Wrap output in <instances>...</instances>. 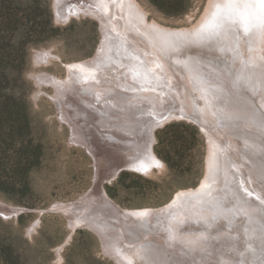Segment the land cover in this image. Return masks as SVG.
Here are the masks:
<instances>
[{
  "label": "bare ground",
  "instance_id": "1",
  "mask_svg": "<svg viewBox=\"0 0 264 264\" xmlns=\"http://www.w3.org/2000/svg\"><path fill=\"white\" fill-rule=\"evenodd\" d=\"M247 2L210 0L198 24L174 29L148 22L136 0H54L58 19L93 18L111 40L102 42L90 59L66 65V81L48 73L33 77L39 86L50 85L60 93L55 99L62 119L70 124L73 137L81 129L87 135L75 142L92 155L100 177L93 191L53 209L70 213L72 231L82 224L93 230L119 264H169L167 254L179 251L174 264H235L234 253L244 244L245 254L252 245L251 253L258 258L247 264H264V133L257 127L248 131L235 122L229 125L193 86L194 80L205 79L204 73L211 75L212 87L247 91L251 101L239 93L242 106L238 96H230L240 105H235L236 111L249 108L251 117L264 119V35L255 26L244 32L241 13L249 14L253 25L258 23L252 10L244 8ZM55 58L44 50L34 59ZM156 73L172 77L176 93L171 94L181 95L187 102L184 109L176 103L168 106L164 96L152 97ZM188 103L201 116L189 110ZM227 107L224 103L222 109L229 120L234 114L226 112ZM167 114L192 121L207 134L206 178L198 189L182 190L165 208L124 209L105 191L108 183L103 184L121 169L149 174L164 167L153 147L155 128ZM244 115L250 114L246 110ZM229 128L235 134L250 133L251 140L245 135L232 139L235 134ZM18 208L0 201V214L7 219ZM203 246L210 249L207 256ZM191 253L194 256L188 257Z\"/></svg>",
  "mask_w": 264,
  "mask_h": 264
},
{
  "label": "rangeland",
  "instance_id": "2",
  "mask_svg": "<svg viewBox=\"0 0 264 264\" xmlns=\"http://www.w3.org/2000/svg\"><path fill=\"white\" fill-rule=\"evenodd\" d=\"M136 1L147 14L148 22L174 29L198 24L210 2ZM54 4V0H0V37L3 38L0 43V201L32 211L8 219L0 216V264H119L93 230L82 224L72 231L70 213L53 209L57 203H72L89 193L95 176L94 162L86 149L75 142L87 135L81 129L73 137L70 124L62 119L63 113L55 99L60 93L53 86H39L33 77L48 73L66 81L69 78L66 65L90 59L102 42L111 40V35H103L100 23L93 18H74L69 23L58 18L57 21ZM7 16L15 24L2 29L3 24L8 23ZM49 20L54 28L52 32ZM41 33L49 36L42 43ZM35 43L40 45L35 46ZM44 50L57 58L49 62L35 61V54ZM201 68L209 69L204 65ZM203 76L205 79L201 75V81L196 83L194 80L193 86L205 102L213 105L219 118L222 116L229 125L235 122L248 131L257 127L260 130L257 132L264 133L263 118L251 117L249 108L243 113L239 111L244 107H239L238 112L235 109V105H240L231 97L238 96L240 102L243 99H239L241 93L244 99L251 101L247 91L213 88L211 85L215 82L211 75L203 73ZM188 77L192 79L190 75ZM151 80L155 84L152 97L164 96L168 106L176 103L182 109L186 107L187 102L181 95L171 94L176 93L172 77L156 73ZM218 91L222 97L217 95ZM224 103L228 106L226 112L230 111L234 116L238 113L237 117L228 120L222 109ZM188 108L192 110V105ZM246 110L250 115H244ZM193 111L198 116L202 114ZM163 124L155 131L153 151L164 167L149 174L125 171L104 187L109 197L124 209L165 208L182 190L198 189L206 178L209 139L203 128L182 119ZM229 129L233 133L234 129ZM236 134L231 138L244 139L245 135L251 140L248 132L236 130ZM261 156L259 153L258 157ZM261 176L264 179V174ZM242 247L234 253L235 264H242V259L244 264L258 259L251 253V250L255 252V246H248L249 254L244 252L245 244ZM203 248L201 252L207 256L210 249ZM178 253L180 251L167 254L169 264H174L176 259L172 258H178ZM192 254L194 256L191 253L188 257Z\"/></svg>",
  "mask_w": 264,
  "mask_h": 264
},
{
  "label": "snow or ice",
  "instance_id": "3",
  "mask_svg": "<svg viewBox=\"0 0 264 264\" xmlns=\"http://www.w3.org/2000/svg\"><path fill=\"white\" fill-rule=\"evenodd\" d=\"M228 7L231 9L232 5L229 4ZM244 8L251 9V17L258 21L256 25H253L249 18V14L241 13L240 20L244 32L248 33L250 28L255 26L258 27L261 30V34L264 35V0H250V2L244 4ZM217 11H219V6H217ZM213 18L215 19V14H213Z\"/></svg>",
  "mask_w": 264,
  "mask_h": 264
},
{
  "label": "water",
  "instance_id": "4",
  "mask_svg": "<svg viewBox=\"0 0 264 264\" xmlns=\"http://www.w3.org/2000/svg\"><path fill=\"white\" fill-rule=\"evenodd\" d=\"M54 12H55V19L57 20V15H56V11L54 10ZM61 14V13H60ZM58 21V20H57ZM71 20L69 19V20H67L65 23H69ZM57 106H58V108H59V105L57 104ZM170 118H169V114H167V115H165L164 116V118L163 119H161L160 121H158V124H157V127L155 128V131L160 127V126H162V125H164V124H162V123H167L168 122V120H169ZM172 119H174V117L173 118H171L170 120H172ZM181 119V118H180ZM163 120V121H162ZM169 120V121H170ZM185 120V119H184ZM155 131H154V136H155ZM85 148V147H84ZM86 149V148H85ZM86 151L88 152V150L86 149ZM88 154L91 156V158L93 159V162H94V169H95V176H94V180H93V187H92V189L90 190V191H93L94 189H95V187H96V183L97 182H100V177L99 176H97V171H96V168H95V160H94V158L92 157V155L88 152ZM123 171H130V170H127V169H121L119 172H117L116 174H114V177H113V179H111L110 181H106L103 185H105L106 183H108V184H110V183H112V182H114V181H116L118 178H119V176L123 173ZM133 172V171H132ZM134 172H137V171H134ZM139 173V172H138ZM89 191V192H90ZM26 212H32L30 209H20V208H18V211L16 212V213H13V214H11V215H9V217H12V216H19V215H21V214H24V213H26ZM0 216L1 217H3V218H5V216L3 215V214H0Z\"/></svg>",
  "mask_w": 264,
  "mask_h": 264
},
{
  "label": "trees",
  "instance_id": "5",
  "mask_svg": "<svg viewBox=\"0 0 264 264\" xmlns=\"http://www.w3.org/2000/svg\"><path fill=\"white\" fill-rule=\"evenodd\" d=\"M7 19H8V23L6 24V23H4L3 24V27H2V29H6L7 28V26L9 27V26H11V25H14L15 24V22H13L11 19H10V17L9 16H7L6 17ZM48 26H49V29H50V31L51 30H54V28H53V25H52V21L51 20H49V24H48ZM2 30H0V32H1ZM52 32V31H51ZM41 34H43L42 35V37H41V40H40V42L42 43V42H45L46 40H48L49 39V36H47L48 35V33H47V35H45L44 33H41ZM1 39H3L2 37H0V43L1 42H3ZM20 42V41H19ZM38 45H40V44H36L35 43V46H38ZM20 221L22 220V218L20 217V219H19Z\"/></svg>",
  "mask_w": 264,
  "mask_h": 264
}]
</instances>
